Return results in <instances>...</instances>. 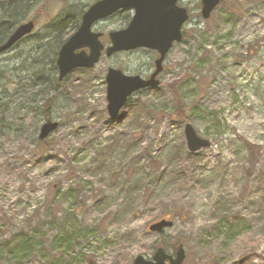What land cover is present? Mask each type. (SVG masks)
Masks as SVG:
<instances>
[{"label": "rangeland", "instance_id": "1", "mask_svg": "<svg viewBox=\"0 0 264 264\" xmlns=\"http://www.w3.org/2000/svg\"><path fill=\"white\" fill-rule=\"evenodd\" d=\"M94 1L0 0V38L34 23L0 54V264H133L178 245L181 264H264V0H221L207 19L200 0L179 1L189 19L159 85L134 93L114 121L107 68L147 77L156 56L103 55L58 83L54 57L73 29L57 24ZM131 14L99 21L102 42ZM46 114L58 127L39 140ZM186 123L209 146L178 180L149 186L163 159L188 157ZM162 218L172 226L150 232Z\"/></svg>", "mask_w": 264, "mask_h": 264}, {"label": "water", "instance_id": "2", "mask_svg": "<svg viewBox=\"0 0 264 264\" xmlns=\"http://www.w3.org/2000/svg\"><path fill=\"white\" fill-rule=\"evenodd\" d=\"M178 0H97L83 13L78 29L62 44L57 58L58 79L61 80L67 73L76 68H92L100 59L103 50L98 40L99 33L91 31V25L112 15L118 10L132 8L133 15L124 29L108 33L110 45L105 48V55L119 51H128L136 48L156 50L159 57L154 61L155 69L148 79L139 75H127L121 70L108 68L105 74L106 111L109 120L114 121L120 110L126 104L129 96L134 92L157 87L156 76L162 70V61L173 42H180L182 38L181 26L188 19L184 8L176 5ZM220 0H201V17L207 19L218 5ZM33 22L28 21L18 25L7 40L0 45V52L11 48L18 40L29 34ZM87 48L88 52L84 49ZM58 126L56 121L43 123L39 131V139L47 137ZM183 134L186 148L196 153L209 146V141L199 137L192 126L184 125ZM172 221L161 219L149 225L150 232H161L170 228ZM181 245L175 251L174 257L158 248L151 260L137 256L133 264H181L184 259Z\"/></svg>", "mask_w": 264, "mask_h": 264}, {"label": "trees", "instance_id": "3", "mask_svg": "<svg viewBox=\"0 0 264 264\" xmlns=\"http://www.w3.org/2000/svg\"><path fill=\"white\" fill-rule=\"evenodd\" d=\"M15 9H16V7L15 8H13V7L10 8L9 10H7L4 13V15H8L9 17H11V15L15 12ZM80 14H79L78 18L67 20V22H64V20L60 21L57 24V27H59L60 30H61V28H63L64 26L67 25L66 23L71 22V24H72L71 25L72 26L71 29L74 30L76 28L77 24H78ZM11 21L15 22V21H17V19L16 20H11ZM8 34H5L3 37L0 38V43L3 42V40L8 36ZM58 36H59V33H58ZM43 87L44 86H39L38 89H37V92L40 93L41 95L45 93ZM48 99L49 98L45 99V102H44L45 103L44 106H46V110L49 108L48 105H50V103L52 102V99L51 100L50 99L48 100ZM45 118H49V116L46 114ZM145 154H147V153H145ZM147 155H149V154H147ZM149 156L146 158V161H149V163H150L152 160L150 159L151 156L150 157ZM186 156H188V157H186L185 159H178V160L177 159L173 160V158L169 159V157L166 160L163 159V161L160 162L161 163L160 167L159 166L155 167V172H154L155 174L153 175L155 177V179L153 177V179L151 180L150 183H148V185L149 186L153 185L152 182H154V180H156L155 181L156 183L157 182L159 183V181L164 180V179L167 180L168 182L169 181H171V182L175 181L176 180L175 178H177V180H178L179 177L181 176V174H183V170H182L183 161L186 160V159L190 161L192 159V157H193V154H191L189 152H186ZM153 163H155V161H153ZM140 189H141L140 187L137 188V190H140ZM134 190H136V189H134ZM223 218H224V216H222L220 218V220L224 221Z\"/></svg>", "mask_w": 264, "mask_h": 264}, {"label": "flooded vegetation", "instance_id": "4", "mask_svg": "<svg viewBox=\"0 0 264 264\" xmlns=\"http://www.w3.org/2000/svg\"><path fill=\"white\" fill-rule=\"evenodd\" d=\"M129 20V19H128ZM99 21H97V22H94L93 24H92V27H91V30L93 31V32H95V33H99L100 34V36L98 37V39L100 40V42L101 43H103L102 42V35H103V32H101V31H98V30H95V27H96V24L98 23ZM79 23H80V18H79V21H78V24H77V26H76V28L72 31V33L79 27ZM34 29V28H33ZM71 33V34H72ZM68 38V37H67ZM64 42H65V40H64ZM63 42V43H64ZM62 43V44H63ZM61 44V45H62ZM109 44V39H108V32H107V40H106V42L105 43H103V45L104 46H107ZM61 45H60V47H61ZM59 47V48H60ZM59 50V49H58ZM136 50H138V49H136ZM144 50H147V51H150L151 53H153L156 57H155V59H157L158 57H159V54L155 51V50H150V49H144ZM171 50V48L168 50V52ZM129 51H134V50H129ZM129 51H120V52H116V53H114V54H112L111 56H113V55H115V54H118V53H122V52H129ZM58 52V51H57ZM57 52H56V54H55V57H54V62H53V65H54V68H55V70H56V73H57V66H56V64H55V61H56V56H57ZM167 52V53H168ZM167 53H166V55H167ZM104 54H102L101 53V57L103 56ZM165 55V56H166ZM154 59V60H155ZM154 64V63H153ZM151 73H149V75H150ZM149 75L147 76V77H145V78H148L149 77ZM66 76L67 75H65L60 81H58V79H57V81H58V83L59 82H61L62 80H64L65 78H66ZM47 121H49V118H45V121L44 122H47Z\"/></svg>", "mask_w": 264, "mask_h": 264}]
</instances>
